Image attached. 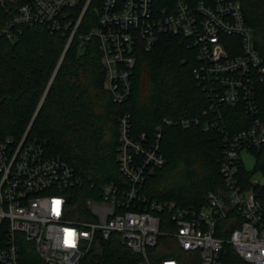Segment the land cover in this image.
I'll use <instances>...</instances> for the list:
<instances>
[{
	"label": "built area",
	"instance_id": "2783aa9c",
	"mask_svg": "<svg viewBox=\"0 0 264 264\" xmlns=\"http://www.w3.org/2000/svg\"><path fill=\"white\" fill-rule=\"evenodd\" d=\"M93 10L96 26L80 34ZM34 26L69 34L67 48L77 34L81 46L97 38L105 86L117 104L132 93L137 47L150 51L162 37L178 36L196 49L194 74L208 91L210 110L240 106L252 122L240 131L218 129L223 188L210 191L202 206L181 207L142 193L147 173L166 162L162 128L153 138L135 137L130 116L124 115L117 154L126 182L104 185L100 200H88L89 218L82 221L68 219V189L80 180L75 168L61 157H48L42 146L27 141L28 133L15 146L0 138V264H83L94 246L114 237L140 256L137 264H180L172 257L153 261L150 250L162 237L198 252L200 264H225L226 244L246 264H264V171L253 181L243 161L250 152L257 166L264 146V65L241 2L0 0V41H14L24 27ZM198 121L165 118L164 123L190 128ZM227 232V239L217 235Z\"/></svg>",
	"mask_w": 264,
	"mask_h": 264
},
{
	"label": "trees",
	"instance_id": "16d2710c",
	"mask_svg": "<svg viewBox=\"0 0 264 264\" xmlns=\"http://www.w3.org/2000/svg\"><path fill=\"white\" fill-rule=\"evenodd\" d=\"M239 1L264 65V0ZM95 26L93 10L79 33ZM68 39L69 34L34 26L24 27L14 41H0V138L10 139L15 146L28 133L27 141L42 146L48 157H61L75 168L80 180L68 189V219L88 220V200H100L106 184L126 182L117 154L124 115L130 116L135 137L153 138L162 128L160 145L166 162L147 173L143 194L181 207L202 206L210 191L223 188L218 129L240 131L252 118L240 106L210 110L208 91L194 74L193 46L166 35L150 51L137 47L132 93L117 104L105 86L98 39L81 46L77 34L67 48ZM261 117L264 120V109ZM165 118L199 121L184 128L178 123L166 125ZM261 150L256 170L264 171V146ZM217 235L229 236L228 232ZM150 254L155 263L172 257L180 264H200L198 252L182 250L170 237H162ZM139 260L114 237L94 246L83 264H137ZM222 260L246 264L230 244L225 245Z\"/></svg>",
	"mask_w": 264,
	"mask_h": 264
},
{
	"label": "rangeland",
	"instance_id": "374dc122",
	"mask_svg": "<svg viewBox=\"0 0 264 264\" xmlns=\"http://www.w3.org/2000/svg\"><path fill=\"white\" fill-rule=\"evenodd\" d=\"M181 120H186V119L183 118ZM243 161L247 170L250 172H254L253 181L261 180L262 174L259 170H256V159L254 155L250 152H245L243 154Z\"/></svg>",
	"mask_w": 264,
	"mask_h": 264
}]
</instances>
